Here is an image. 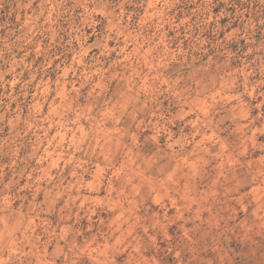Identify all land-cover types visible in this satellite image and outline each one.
I'll list each match as a JSON object with an SVG mask.
<instances>
[{
	"label": "rangeland",
	"instance_id": "374dc122",
	"mask_svg": "<svg viewBox=\"0 0 264 264\" xmlns=\"http://www.w3.org/2000/svg\"><path fill=\"white\" fill-rule=\"evenodd\" d=\"M0 264H264V0H0Z\"/></svg>",
	"mask_w": 264,
	"mask_h": 264
}]
</instances>
